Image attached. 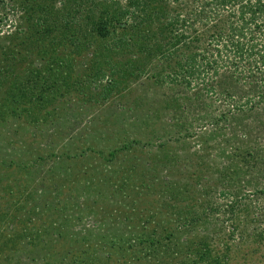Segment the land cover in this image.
Here are the masks:
<instances>
[{
  "label": "rangeland",
  "instance_id": "obj_1",
  "mask_svg": "<svg viewBox=\"0 0 264 264\" xmlns=\"http://www.w3.org/2000/svg\"><path fill=\"white\" fill-rule=\"evenodd\" d=\"M35 3L45 24L26 19ZM109 8L0 4V264H122L134 233L133 264H264L262 110L189 87L138 31L99 36Z\"/></svg>",
  "mask_w": 264,
  "mask_h": 264
},
{
  "label": "trees",
  "instance_id": "obj_2",
  "mask_svg": "<svg viewBox=\"0 0 264 264\" xmlns=\"http://www.w3.org/2000/svg\"><path fill=\"white\" fill-rule=\"evenodd\" d=\"M3 1L5 0H0V4ZM107 1L110 2V8L106 12V19L100 17L96 23V33L99 36L110 34V43L125 47L130 37L123 27L138 31V37L142 40L141 47L145 48L150 58L160 52L165 59L173 62L176 70H172V76L178 77L189 87H193L190 85L192 79L201 77L197 85H201L199 89L202 91L209 95H218L219 98L224 96L225 100L231 101L233 110H262V114L258 113L264 117V0H124L123 4L118 0ZM43 8L44 6L35 3L25 11L27 21L33 19L35 24L48 21L49 18L44 21V16L41 17L38 12ZM63 9L68 10L67 7L58 10ZM61 20L65 21L64 16L58 17L56 21L59 23ZM121 23L122 28L119 29ZM44 29L47 30L43 27L42 30ZM147 37L149 40L151 38L153 44V48L148 50L145 44V41H149ZM208 72L212 78L214 75L217 78L211 79L213 85L205 87L204 85L210 83L200 82ZM225 85H228L229 90L235 89V93L225 92ZM245 86L251 96L243 93L246 91H243ZM193 88H196L195 84ZM243 154L237 152L236 156L242 160ZM231 165L233 164L230 163L229 167ZM167 188L166 192L169 191ZM262 191L264 192V187ZM171 199L172 196L169 197V203ZM188 213L189 209L186 207L184 216L187 217ZM120 215L127 221L131 220L128 217L133 218L127 212ZM190 219L193 216L185 220V225ZM162 231H150L152 235L157 233L156 243H159V233ZM230 231H233L231 226ZM130 238L132 241L127 237L126 243L132 250V247L136 248L132 246L133 240L137 244L140 238L136 233ZM101 243L106 246L104 256L107 258L114 254L113 247L120 245L112 237L102 240ZM121 247L128 253L122 264H133L134 258H130L132 251L122 244ZM202 253L199 252L200 256L205 255V252ZM218 263L221 264L220 260L206 262Z\"/></svg>",
  "mask_w": 264,
  "mask_h": 264
}]
</instances>
